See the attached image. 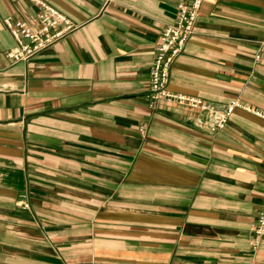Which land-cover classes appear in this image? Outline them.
<instances>
[{
	"label": "crops",
	"instance_id": "1",
	"mask_svg": "<svg viewBox=\"0 0 264 264\" xmlns=\"http://www.w3.org/2000/svg\"><path fill=\"white\" fill-rule=\"evenodd\" d=\"M43 1L76 26L12 60L2 19L38 5L0 0V264H264V0H201L170 63L168 89L239 103L216 129L149 105L175 0Z\"/></svg>",
	"mask_w": 264,
	"mask_h": 264
},
{
	"label": "built area",
	"instance_id": "2",
	"mask_svg": "<svg viewBox=\"0 0 264 264\" xmlns=\"http://www.w3.org/2000/svg\"><path fill=\"white\" fill-rule=\"evenodd\" d=\"M32 1L38 5L36 25L32 26L22 20L11 19L8 15L2 19L15 39V44L5 51V55L12 60L31 56L76 26L53 5L43 0ZM200 3L201 0H175V19L160 30L155 44V52L149 68L147 96L149 105L152 107H155L160 100L198 107L205 111L209 129H216L224 125L228 113L234 106L239 105L236 100H231L225 109H216L198 97L174 92L166 87L170 63L193 32ZM257 48L259 51L264 50V40L258 41ZM255 57H258V53ZM253 112L264 116V113L259 110H253ZM260 159L264 162V151ZM251 233V245L255 246L257 241L264 237V202L256 214Z\"/></svg>",
	"mask_w": 264,
	"mask_h": 264
},
{
	"label": "rangeland",
	"instance_id": "3",
	"mask_svg": "<svg viewBox=\"0 0 264 264\" xmlns=\"http://www.w3.org/2000/svg\"><path fill=\"white\" fill-rule=\"evenodd\" d=\"M21 206L22 207H27V202L25 200H23L22 203H21ZM42 238H43L42 234L40 233V240H42Z\"/></svg>",
	"mask_w": 264,
	"mask_h": 264
}]
</instances>
